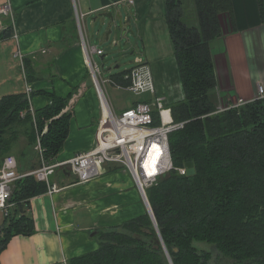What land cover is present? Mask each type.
I'll list each match as a JSON object with an SVG mask.
<instances>
[{
	"label": "trees",
	"instance_id": "trees-1",
	"mask_svg": "<svg viewBox=\"0 0 264 264\" xmlns=\"http://www.w3.org/2000/svg\"><path fill=\"white\" fill-rule=\"evenodd\" d=\"M194 5L190 25L180 1H166L184 92L170 110L174 122H186L168 137L169 150L174 167L192 162L195 173L170 172L146 190L155 224L147 213L100 231L98 249L68 264H169L168 258L171 264H264V99L214 114L211 45L221 35V15L232 13L231 1L194 0ZM128 72L112 78L125 86ZM44 95L47 105L33 113L24 94L0 100V167L21 139L20 172L40 166L37 136L44 162L54 163L62 152L71 117L68 100ZM46 192V184L33 177L15 182L14 206L0 227V253L12 237L34 232L29 202Z\"/></svg>",
	"mask_w": 264,
	"mask_h": 264
},
{
	"label": "crops",
	"instance_id": "crops-1",
	"mask_svg": "<svg viewBox=\"0 0 264 264\" xmlns=\"http://www.w3.org/2000/svg\"><path fill=\"white\" fill-rule=\"evenodd\" d=\"M8 1L12 18L0 16V100L24 94L26 84L32 89L33 111L47 105L46 93L68 100V136L54 163L93 149L102 117L101 101L88 77L81 49L77 14L83 15L87 32L92 24V35L103 38L104 50L113 40L109 37L106 41L107 29L96 31L102 19L97 17L112 12H120L124 20L130 17L125 27L132 31L137 45L133 65L149 67L156 94L164 99L165 108L184 99L166 18L168 0ZM175 1H180L183 20L195 24L194 0ZM230 1L232 13L221 15V35L211 45L218 105L230 96L253 100L258 84L264 86V0ZM81 30L87 45L104 52L94 45L89 32L85 37ZM4 33L9 37L4 38ZM131 37L128 34L126 39ZM136 103L134 100L116 110L111 101L109 105L115 113H121ZM54 176L56 180L51 181L61 191L30 200L34 232L12 237L0 253V264H68L98 249L100 231L148 213L131 175L120 165L107 164L99 178L83 185H73L75 178L63 170H57ZM4 218L0 212V227Z\"/></svg>",
	"mask_w": 264,
	"mask_h": 264
},
{
	"label": "built area",
	"instance_id": "built-area-1",
	"mask_svg": "<svg viewBox=\"0 0 264 264\" xmlns=\"http://www.w3.org/2000/svg\"><path fill=\"white\" fill-rule=\"evenodd\" d=\"M0 16L12 18L8 0L0 4ZM81 18L83 15L77 14L81 49L88 77L97 91L102 106V117L96 133L95 146L87 152L76 154L68 161L49 164L43 161L40 139L37 136L36 147L40 166L27 172L18 170V163L13 155L4 157L0 167V212L4 217L14 206L10 200L15 182L25 177H33L36 181L45 183L46 193L52 195L61 191V187L51 181V177L57 170L71 174L75 178L73 185H83L99 178L107 164H117L129 172L144 203L149 205L146 190L155 185L160 177L170 172L187 175V169L184 166L174 167L168 144L170 134L183 129L186 122H174L171 110L164 106V99L156 94L149 67L146 64H138L130 69L123 78L127 83L125 86L111 77L104 78L101 68L94 60L95 55L102 56L104 52L86 44L80 26ZM107 86L126 90L134 96L149 94L153 97V101L151 103L137 102L129 109L115 113L107 100ZM31 94L32 89L26 84L24 95L33 113ZM262 99H264V86L258 84L253 100H245L237 96L226 97L222 104L217 106L214 114L240 109ZM154 113L157 125L154 124ZM21 116H24V113H21Z\"/></svg>",
	"mask_w": 264,
	"mask_h": 264
},
{
	"label": "rangeland",
	"instance_id": "rangeland-1",
	"mask_svg": "<svg viewBox=\"0 0 264 264\" xmlns=\"http://www.w3.org/2000/svg\"><path fill=\"white\" fill-rule=\"evenodd\" d=\"M113 13V12H112ZM114 14V13H113ZM97 18H101L98 16ZM91 22V21H90ZM81 28L83 29L85 37L87 36V33L92 36L94 45L99 46L101 48H105L104 41L102 40L100 36H93V31L94 27L89 25L88 32L86 25L84 24V21L81 19ZM96 34V32H95ZM115 35V30H113V33L110 36V39L113 40ZM133 37V38H132ZM128 40L125 38L121 40L117 46L112 47V50L107 52L106 56L102 59V56H94L95 62L99 65V67L102 70L104 78H108L111 75H114L117 72H122L125 70H130L134 67L133 61L134 57L137 55V45L134 39V36H132ZM92 47V46H91ZM113 88L112 86H107L106 91H107V97L108 101H111V104L113 107L116 109H121L123 106L127 105L128 103L133 102L134 100H137V102H150V99L152 98L151 95L149 94H144L141 96H134L129 93H125L123 91H117L111 89ZM218 106V103H217ZM19 146L17 149H15L12 154L16 156L18 162H19V152L18 148H22L23 145H25V141L23 139L20 140V143L18 144ZM52 180H56V176L51 177ZM198 246H203V244H198Z\"/></svg>",
	"mask_w": 264,
	"mask_h": 264
},
{
	"label": "water",
	"instance_id": "water-1",
	"mask_svg": "<svg viewBox=\"0 0 264 264\" xmlns=\"http://www.w3.org/2000/svg\"><path fill=\"white\" fill-rule=\"evenodd\" d=\"M101 21L98 23L96 27V31L100 32L103 29H107L105 32V39L108 41L110 35L113 33V30H115V35L113 38V43L111 46L107 47L104 50V56H106L107 52L112 50V47H115L118 45V43L127 38V35H132V31L127 30L125 27V24H128L130 22V17H127L126 20H124V16L119 12L116 14L108 13L101 16ZM106 27V28H105ZM102 57V59L104 58ZM184 167L187 169V176H192L195 173L194 166L192 162L185 163ZM148 214L151 217L153 223L155 224L152 211L150 209V206L147 204ZM156 226V225H155ZM168 257V255H167ZM169 264H171L170 259L168 258Z\"/></svg>",
	"mask_w": 264,
	"mask_h": 264
},
{
	"label": "bare ground",
	"instance_id": "bare-ground-1",
	"mask_svg": "<svg viewBox=\"0 0 264 264\" xmlns=\"http://www.w3.org/2000/svg\"><path fill=\"white\" fill-rule=\"evenodd\" d=\"M105 113H106V111H105ZM183 167V166H182Z\"/></svg>",
	"mask_w": 264,
	"mask_h": 264
}]
</instances>
